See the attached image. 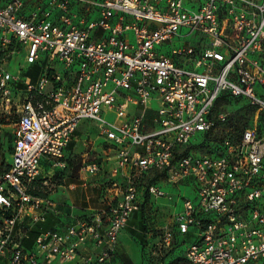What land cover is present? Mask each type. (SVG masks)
<instances>
[{
	"label": "built area",
	"instance_id": "obj_1",
	"mask_svg": "<svg viewBox=\"0 0 264 264\" xmlns=\"http://www.w3.org/2000/svg\"><path fill=\"white\" fill-rule=\"evenodd\" d=\"M27 8L0 0V115L13 118L0 164V264H106L135 212L153 220L158 198L172 200L153 178L192 186L194 198L153 229L168 248L183 237L186 264H264V0ZM224 93L248 99L252 124L201 154L226 120L215 108ZM83 120L93 125L86 139ZM80 141L78 182L59 186L90 188L94 207L46 187ZM50 215L64 217L61 227L36 229Z\"/></svg>",
	"mask_w": 264,
	"mask_h": 264
},
{
	"label": "rangeland",
	"instance_id": "obj_2",
	"mask_svg": "<svg viewBox=\"0 0 264 264\" xmlns=\"http://www.w3.org/2000/svg\"><path fill=\"white\" fill-rule=\"evenodd\" d=\"M28 7H32L34 3L41 0H25ZM186 30H184L185 32ZM187 37V39H189ZM176 45L179 42L176 41ZM22 60L19 56H15L11 60V71L14 72L18 68L19 63ZM216 111H220L226 114V120L224 123L219 125L215 130H213L209 135H206V144L202 147L196 149L197 152L204 154L205 152L211 150L215 146V142L221 137L227 136L232 140L238 137L239 133L243 128L252 124L253 120V109L248 101L244 97H232L230 95H225V98L221 99L215 106ZM108 120L112 119L109 115L106 117ZM92 123L88 120H83L80 124L82 133V138L86 139V132L93 135ZM13 131V118L11 115H0V164L3 166L5 162L9 160L10 147H11V134ZM200 135L193 138L192 140H198ZM100 140L96 141L95 146L99 148ZM82 141L75 144L70 158L67 160L68 167L65 168L63 176L58 178L57 181L48 182L46 187L54 189V198L60 202H68L67 195L72 198L76 205L81 206H96L95 199H90L85 202L84 194L93 195L94 192L90 188L81 189L76 188L72 191H65L63 185L68 182H78L79 178V167L81 164L80 153L84 150ZM100 181L107 183L106 178L101 177ZM159 185L163 191L171 194L173 196L172 200L167 197H160L157 200V206L159 208V214L152 220L149 218V230H153L154 227H158L162 224L169 223L171 221V213L180 209L183 198L189 197L194 198V193L192 191L191 185H185L180 183L179 185H171L164 181V179L158 180ZM68 192V193H67ZM153 201V200H152ZM176 201V204H175ZM151 202V201H149ZM148 202V203H149ZM52 215L48 216L47 221L41 222L36 226V229L43 231L49 229L52 223L49 219ZM141 231V232H140ZM122 232V231H121ZM152 232V231H151ZM143 234L142 230L138 227L136 230L130 231L127 226L123 228L121 235L119 234L118 246L116 254L112 259L106 264H123V261L129 259L131 264H186L184 253H185V243L179 241L181 237L175 236L171 240V248L165 247L162 244V236L160 231L153 230V233ZM146 236V239L142 235ZM179 259V260H178Z\"/></svg>",
	"mask_w": 264,
	"mask_h": 264
},
{
	"label": "trees",
	"instance_id": "obj_3",
	"mask_svg": "<svg viewBox=\"0 0 264 264\" xmlns=\"http://www.w3.org/2000/svg\"><path fill=\"white\" fill-rule=\"evenodd\" d=\"M225 95H229V94H221L220 96H219V98L217 99V101H216V104H215V106L217 105V103L221 100V99H223V98H225ZM232 97H237V96H232ZM252 107V109H253V113H254V107L253 106H251ZM244 129V128H243ZM242 129V130H243ZM242 132V131H241ZM240 132V133H241ZM240 133H239V135H240ZM238 135V136H239ZM12 143H13V131H12V134H11V147H10V153H11V151H12V147H13V145H12ZM206 144V139L204 138L203 140H201V142L197 145V148H199V147H202V146H204ZM0 145H1V143H0ZM214 149V147L211 149V150H209V151H207L208 153H211L212 152V150ZM73 153V146L72 145H70L69 147H68V149H67V158H66V160H68L69 158H70V156H71V154ZM5 164V163H4ZM3 164V165H4ZM68 167V162H67V166H66V168ZM65 171V169H63V170H57V177L58 178H60V177H62L63 175V172ZM152 181H154V182H157L158 181V178H153L152 179ZM68 183H70V182H68ZM59 221H61V219H60V217H59V219H58ZM149 220L147 219V217L143 214V210H140V211H137V212H135L134 214H133V216H132V218L130 219V221H129V226H127V228L130 230V231H133V230H136L138 227L142 230V233L143 234H147L148 232L150 233V230H149V222H148ZM130 226H134V229L133 228H131ZM50 228H57L56 226H51ZM141 232V231H140ZM142 235V234H141ZM143 236V235H142ZM144 237V239H146V236L144 235L143 236ZM181 240V239H180ZM179 240V241H180ZM179 260V259H178ZM123 264H131V261L129 260V259H127V260H125V261H123Z\"/></svg>",
	"mask_w": 264,
	"mask_h": 264
},
{
	"label": "crops",
	"instance_id": "obj_4",
	"mask_svg": "<svg viewBox=\"0 0 264 264\" xmlns=\"http://www.w3.org/2000/svg\"><path fill=\"white\" fill-rule=\"evenodd\" d=\"M37 3V2H36ZM35 4V3H34ZM33 6V5H32ZM32 7H28L27 9L28 10H30ZM55 195V194H54ZM68 196V195H67ZM56 199V198H55ZM69 201H73V199L71 198V199H69ZM85 201V200H84ZM86 202V201H85ZM63 212H64V214H68L69 213V209L68 208H63ZM59 219V217H55V216H53L52 215V217L49 219V222H51L52 223V226H56V227H61V225H62V222L64 221V217L62 218V217H60V219H61V221H59L58 220ZM67 219V218H66ZM122 232H123V230H122ZM121 232V233H122ZM121 233H120V235H121ZM120 237V236H119ZM178 237H181V239H183V237L182 236H178ZM185 247H186V245H185Z\"/></svg>",
	"mask_w": 264,
	"mask_h": 264
}]
</instances>
